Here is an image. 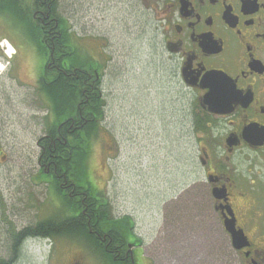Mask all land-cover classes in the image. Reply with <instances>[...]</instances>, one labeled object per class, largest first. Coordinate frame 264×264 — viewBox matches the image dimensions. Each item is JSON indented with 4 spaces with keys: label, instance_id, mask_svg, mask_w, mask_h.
I'll return each mask as SVG.
<instances>
[{
    "label": "rangeland",
    "instance_id": "374dc122",
    "mask_svg": "<svg viewBox=\"0 0 264 264\" xmlns=\"http://www.w3.org/2000/svg\"><path fill=\"white\" fill-rule=\"evenodd\" d=\"M55 4L58 13L67 18L70 29L80 37L78 43L85 49L80 50V57L98 59L94 51L100 45L108 56L99 58L103 63L99 70L100 87L106 100L103 127L89 142L85 175L71 182L80 188L88 184L92 192H97L96 196L107 198L106 208L112 218H132V229L142 238L146 249L144 254L135 251L139 264H150L151 259L155 264H226L224 252L221 255L217 249V243L224 242L219 225L199 217L183 221L172 201L178 183L189 180L184 175L190 172V143L189 137L184 136L182 121L178 125L180 101L168 100L155 3L153 0H55ZM0 35L3 49L6 36L12 37L19 47L8 61L11 63L0 56L2 252L8 246L6 232L11 226L34 223L59 210L72 215L74 210L68 204H60L61 197L51 185L39 182V139L46 134L47 125L62 122L47 109L45 96L38 91L40 83L35 77L40 70H32L28 65L33 59L38 63L44 58L21 33L0 28ZM22 59L27 60L22 63ZM73 59L81 62L77 55ZM142 87L148 88V94L141 103L133 105L131 98ZM140 110L147 114L146 120L136 117L132 121L130 112ZM146 130L154 134L148 135ZM112 132L116 143L112 142ZM193 189L185 195L187 209L192 194L198 191ZM89 194L91 199L95 198L90 191ZM97 211L102 221L104 212ZM162 226L165 228L161 230ZM79 231V235L71 234L73 237L26 240L18 263L67 264L80 258L83 264H119L95 258L91 249L96 246L86 240L87 234L83 235L88 230L82 227ZM147 243H153L152 249Z\"/></svg>",
    "mask_w": 264,
    "mask_h": 264
},
{
    "label": "flooded vegetation",
    "instance_id": "af4514ba",
    "mask_svg": "<svg viewBox=\"0 0 264 264\" xmlns=\"http://www.w3.org/2000/svg\"><path fill=\"white\" fill-rule=\"evenodd\" d=\"M52 1L38 0V7L32 10L41 25L46 24L41 17L47 23L52 19ZM153 2L168 100L180 101L178 125L182 121L184 136L189 137L190 143V172L184 175L189 180L178 183L172 198L175 211L183 221L199 217L219 225L224 242H218L217 249L221 255L224 252L226 264H264V0ZM50 33V39L44 41L48 58L38 63L32 58L28 63L32 70H40L35 80L45 83L44 74L55 77L56 83L78 79L75 68L68 71L65 56L55 57L58 49L54 37L58 31L53 29ZM6 37L19 50L14 39ZM67 47L60 46L62 55ZM95 75L98 80V73ZM141 90L131 98L133 105L146 98L148 88ZM43 100L50 109L51 101L46 97ZM136 117L146 120L147 114L142 110L130 112L132 121ZM158 135L157 132L159 139ZM112 142L116 143L113 132ZM62 180L60 187L81 208V214L73 220L82 227L86 225L95 238L93 256L101 262L107 259L119 264H139L135 251L144 254V242L132 226L125 239L113 231L112 214L106 208L108 199L96 196L97 200H93L88 184L80 188L64 177ZM193 188L198 191L192 194L187 209L185 195ZM96 207L104 212V220L90 216ZM33 225L19 226L16 232ZM232 231H239L235 246ZM147 245L152 249L153 243ZM21 252L15 255L13 247H5L0 252V264H19ZM79 259L67 264H83ZM150 264H155L152 259Z\"/></svg>",
    "mask_w": 264,
    "mask_h": 264
},
{
    "label": "trees",
    "instance_id": "16d2710c",
    "mask_svg": "<svg viewBox=\"0 0 264 264\" xmlns=\"http://www.w3.org/2000/svg\"><path fill=\"white\" fill-rule=\"evenodd\" d=\"M37 4L38 0H0V28L15 34L21 33L24 38L35 45L39 55L44 59L48 58V50L44 41L50 39V34H53L50 32L56 29L58 36L54 37V41L58 50L55 52V57L62 58L65 56L69 64L68 71H71L72 68L77 71L78 79L73 77L69 78L67 82L60 81L57 83L54 81L55 77H47V74H44L45 83L40 81L39 87L52 103L50 105L51 114L53 113L56 120H62L59 125L54 123L47 125V135L40 138L38 142L41 148L38 169L39 182L45 183L46 186L51 185L61 197L60 204L62 203L64 206L68 204L74 210V214H64L63 211L59 210L47 218L35 221L33 226L26 227L19 232H16V227L11 226L6 232L8 234L6 243L13 247L14 251L16 250L15 255L23 250L25 241L30 238L53 239L62 235L71 237H73L72 235H79L80 231L78 232V230H81L82 226H80L79 221L73 220V217L80 215L81 212L75 202L73 203L63 192L59 183L62 182V177L68 181H75L74 179L79 181L82 174L85 175L89 142L92 140L91 138L97 136L98 120L103 121L106 101L105 94L100 87L101 78L95 81L94 74L95 71L99 72L102 68L103 63L99 61V58H102V55L107 56L103 45L95 47L94 56H98V59L80 57V50L83 49L78 43L80 37L70 29L67 18L58 13L54 5L55 1H52L49 12V17H52L51 21L47 23L41 17L40 19L46 23L42 25L32 15V10L38 7ZM44 11L46 12V10ZM55 21L57 22L56 26L54 25ZM50 26L53 28L49 29ZM1 37L2 35H0ZM62 44L68 45L64 55H62L60 48ZM0 55L3 56L1 52ZM74 55H77L81 62H75ZM79 99L82 100L80 103H78ZM57 104L62 106L57 108ZM88 189L92 190L90 187ZM92 199L97 200L93 197ZM61 209L63 210L62 206ZM90 216L99 220L100 213L96 210ZM102 220H104L103 215ZM4 221L9 223L6 218ZM130 223L129 216L112 218L113 231L125 239ZM84 229L88 230L86 225ZM68 232L70 235L67 234ZM85 234L88 233L85 232L83 235L85 236ZM87 236L90 241L95 240V238ZM92 243L95 244V242ZM0 262L3 261L0 260Z\"/></svg>",
    "mask_w": 264,
    "mask_h": 264
},
{
    "label": "water",
    "instance_id": "95a60500",
    "mask_svg": "<svg viewBox=\"0 0 264 264\" xmlns=\"http://www.w3.org/2000/svg\"><path fill=\"white\" fill-rule=\"evenodd\" d=\"M232 242H233V245H237L236 241H237V238H238V234H239V231L236 232V231H232Z\"/></svg>",
    "mask_w": 264,
    "mask_h": 264
},
{
    "label": "bare ground",
    "instance_id": "6f19581e",
    "mask_svg": "<svg viewBox=\"0 0 264 264\" xmlns=\"http://www.w3.org/2000/svg\"><path fill=\"white\" fill-rule=\"evenodd\" d=\"M12 50H11V48L10 47H8V49H7V51H6V54H8V56H10L11 55V52ZM3 69V66L0 64V70H2Z\"/></svg>",
    "mask_w": 264,
    "mask_h": 264
}]
</instances>
